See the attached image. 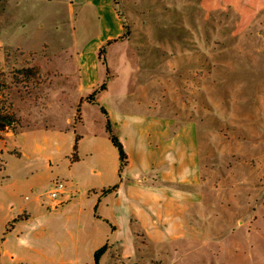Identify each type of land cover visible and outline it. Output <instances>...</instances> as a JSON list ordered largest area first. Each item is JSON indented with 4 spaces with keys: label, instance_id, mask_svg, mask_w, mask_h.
<instances>
[{
    "label": "rangeland",
    "instance_id": "1",
    "mask_svg": "<svg viewBox=\"0 0 264 264\" xmlns=\"http://www.w3.org/2000/svg\"><path fill=\"white\" fill-rule=\"evenodd\" d=\"M0 82L14 116L0 130V264H95L73 236L110 233L92 217L124 200L105 189L128 175L102 105L134 167L131 127L163 140L158 159L173 137L182 159L201 157V181L183 186L201 194L194 234L145 237L139 262L264 264V0H0Z\"/></svg>",
    "mask_w": 264,
    "mask_h": 264
},
{
    "label": "crops",
    "instance_id": "2",
    "mask_svg": "<svg viewBox=\"0 0 264 264\" xmlns=\"http://www.w3.org/2000/svg\"><path fill=\"white\" fill-rule=\"evenodd\" d=\"M114 124L116 128L118 123L114 122ZM172 124L173 121L168 122V130H171ZM163 133L164 131L160 132L162 135ZM165 133L170 134L166 131ZM131 134L141 147L139 150L141 159L134 167L135 162L127 143L123 140L129 154V163L123 173L127 172L128 175L126 174L127 179L122 180L119 188L110 193L117 198L123 194L124 200L116 203L109 211L101 200L97 206V214L92 217L94 223L107 221L106 223L110 225V233L109 229H106L101 235L93 234L91 238L85 235L84 239L79 234L72 235L75 237L72 247L76 251L84 245L93 254L97 249L108 244L100 264L108 256L111 257L113 264H144L145 262L139 261L145 258V237L158 246L170 239H191L194 234L195 225L190 218L191 206L201 199V194L184 189L183 186L191 188L201 181V157L195 152L190 160L182 159L175 148L176 137H173L170 147L162 152L158 159L156 151L160 145H163V140L157 145V141L152 137L155 133L148 130L145 137V128L139 130L131 127ZM177 134L180 132L174 131L173 135ZM145 141L148 146L147 151H145ZM151 152L157 160L145 167V153ZM187 162L192 163L193 171L183 170V165L185 166ZM154 164H158L157 170ZM146 191L149 192L150 197L145 196ZM61 203L62 201L56 202L57 205Z\"/></svg>",
    "mask_w": 264,
    "mask_h": 264
},
{
    "label": "trees",
    "instance_id": "3",
    "mask_svg": "<svg viewBox=\"0 0 264 264\" xmlns=\"http://www.w3.org/2000/svg\"><path fill=\"white\" fill-rule=\"evenodd\" d=\"M114 41L113 39H109L107 40V43L104 44L103 46H101V48L99 49L98 52V59L101 60L103 54L106 52V45L110 42ZM103 63L106 64V59L104 58ZM105 86V84H103V87ZM97 90V89H96ZM95 90V91H96ZM1 92H2V83L0 82V130H4L5 128H7L8 126H10V124H12L13 120H14V116H12L10 113H7L5 111L2 110L1 107ZM92 97V96H90ZM94 102V100H93ZM102 111L104 112V114L107 117V131L109 132V137L112 141V143L115 145V147L117 148L118 152H119V159H120V168L119 171L122 172L125 167L128 165L129 163V154L127 152V149L123 143V141L121 140V138L119 137V135L116 132V128H115V124L114 122L111 120V118L109 117V113L108 110L105 106H101ZM81 109L80 107H78L77 112L80 113ZM82 118V116H81ZM81 135L80 134H76V139H75V144H74V151H73V160H78V155H77V148H78V141L80 139ZM4 169V166L2 165V163H0V172ZM119 188V184L114 185L113 187H110L108 189H105V192H112V191H116ZM16 219L13 221V223H11L9 225V229L10 227L14 226ZM4 240V239H3ZM108 249V244L103 245L102 247H100L99 249L96 250L95 252V264H100V259L102 257V255L105 253V251Z\"/></svg>",
    "mask_w": 264,
    "mask_h": 264
},
{
    "label": "built area",
    "instance_id": "4",
    "mask_svg": "<svg viewBox=\"0 0 264 264\" xmlns=\"http://www.w3.org/2000/svg\"><path fill=\"white\" fill-rule=\"evenodd\" d=\"M64 188H65V183L64 182H62V181H56L55 182V187L51 191V195L53 197H57L58 194L61 193Z\"/></svg>",
    "mask_w": 264,
    "mask_h": 264
}]
</instances>
